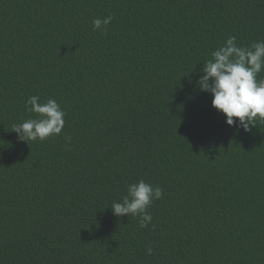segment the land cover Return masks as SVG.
<instances>
[{"label":"trees","instance_id":"obj_1","mask_svg":"<svg viewBox=\"0 0 264 264\" xmlns=\"http://www.w3.org/2000/svg\"><path fill=\"white\" fill-rule=\"evenodd\" d=\"M230 36L264 41V0H0V264H264V120L198 84ZM33 95L61 134L18 139ZM140 180L146 228L111 208Z\"/></svg>","mask_w":264,"mask_h":264},{"label":"clouds","instance_id":"obj_2","mask_svg":"<svg viewBox=\"0 0 264 264\" xmlns=\"http://www.w3.org/2000/svg\"><path fill=\"white\" fill-rule=\"evenodd\" d=\"M112 19L111 15L95 18L93 30L106 35ZM261 71H264V41L239 47L236 37L230 36L203 64L198 84L202 91L212 95V107L225 116L227 125L250 131V125H255L257 119L264 120V79L257 80ZM26 109L38 114L39 118H29L13 127L19 140H45L61 134L65 112L56 100L41 103L40 97L33 95L27 99ZM66 140L70 142L71 137ZM162 195L160 186L140 180L129 184L122 202H114L111 208L117 217L139 216L140 227L146 228L153 219L148 207ZM147 252L151 255L152 248L148 247Z\"/></svg>","mask_w":264,"mask_h":264}]
</instances>
